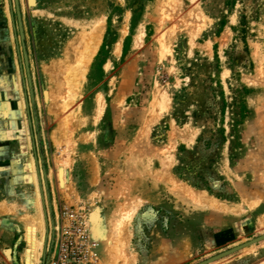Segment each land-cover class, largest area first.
<instances>
[{
  "label": "rangeland",
  "instance_id": "1",
  "mask_svg": "<svg viewBox=\"0 0 264 264\" xmlns=\"http://www.w3.org/2000/svg\"><path fill=\"white\" fill-rule=\"evenodd\" d=\"M173 6L164 22L159 0H0V79L17 86L0 110V121L14 124L16 146L0 160V209L9 210L0 213L19 208L22 220L0 233V264H29L27 226L39 210L44 245L35 264L45 245L52 264L62 236L85 239L91 264L107 262L102 238L136 201L127 264H200L264 235V0ZM196 10L207 22L192 35L180 28ZM100 23L102 42L76 98L55 109L59 88L49 70ZM100 99L106 108L97 120ZM173 129L181 132L170 150ZM158 164L226 209L194 205L164 177L162 202L146 205ZM12 198L16 205L7 204ZM211 264H264V240Z\"/></svg>",
  "mask_w": 264,
  "mask_h": 264
},
{
  "label": "bare ground",
  "instance_id": "2",
  "mask_svg": "<svg viewBox=\"0 0 264 264\" xmlns=\"http://www.w3.org/2000/svg\"><path fill=\"white\" fill-rule=\"evenodd\" d=\"M159 2L162 5V7L163 6L164 8L166 7L165 8L166 13L164 16V22H165L169 19V15L171 13V11H168L169 9L167 8H171V7L175 8V6H173L174 0H159ZM177 8L179 9V7H176V9ZM206 22H207V17L200 10H196L193 13H191V15L185 21L181 23L180 29H184L185 31L191 33L192 35H195L202 30ZM104 27L105 26L103 25V23H100L97 26L93 27V30L90 31L89 35L83 34L77 36V38L72 43H70L67 48V55H68L67 59L57 63L52 69L49 70L51 78L55 80L59 88L58 96L54 101L55 109L62 110L68 107V105L76 98V95L79 90L78 88H80L79 86H81L80 83L83 80H85L86 74L89 71L93 58L101 45L105 30ZM230 33L224 35L223 45H225L229 40ZM145 35H146L145 27L144 25L141 24L138 28L137 34L135 35V43L137 46L143 45ZM162 43L163 45H165V39L162 40ZM118 46H120V43L118 44ZM106 68L109 69L110 64L107 63ZM163 97L165 96L161 97L162 102H163ZM164 99H165L164 101H166L167 97ZM159 105H161V107L163 106V104H158V106ZM105 108H106L105 100L100 99L99 107L97 108L98 109L96 116L97 120L100 119ZM152 109H155V107L154 108L152 107ZM156 109H158V107ZM153 111H154L153 113L155 114L156 110ZM180 132L181 131L176 129L174 130L173 135H171L172 138L169 145L170 150H173L175 148L178 140L177 138ZM187 141L192 142V136L189 137L187 136ZM169 166L170 165L163 167L166 168L167 171L164 172L162 171L163 172L162 177H164L168 182L172 183V186L174 187V189L177 190V193L180 196H182L184 199L197 206L206 207L215 210H221L223 208L226 209L221 201L213 197L207 196L203 192L202 193L197 192L181 181L177 182L173 180V178H170V175H168L169 174L168 169L170 168ZM64 179L65 178L63 176L62 177L63 183H65ZM140 203H141L140 201H136L125 205V207L118 216V219L116 221L117 223L114 226V230H111L110 235L108 237L105 236L102 238V241L104 242L103 245L104 252L106 253L105 255H107L108 257L111 256L109 257L110 259H108L107 262L103 261L102 264L113 263L111 260L114 254L118 256L117 259H124L126 264L129 262L128 260L130 256L134 257V255L131 252H129V244L131 241V231L129 225L134 220L136 214L138 213V210L140 209L141 206ZM0 211L8 212L9 210L0 209ZM41 214L42 213L39 210V216L37 217V220L29 222L27 226L28 229L27 238L30 246L29 249L27 250V260L29 264H33V263L35 264V262L39 261V257H40L39 249H41L42 246L44 245V238H43L44 222L42 220ZM91 219L93 223H97L101 219V217L99 216V213H94ZM39 232L41 233V237H38Z\"/></svg>",
  "mask_w": 264,
  "mask_h": 264
},
{
  "label": "crops",
  "instance_id": "3",
  "mask_svg": "<svg viewBox=\"0 0 264 264\" xmlns=\"http://www.w3.org/2000/svg\"><path fill=\"white\" fill-rule=\"evenodd\" d=\"M14 88H15V90H14ZM16 90H17V86L16 85L15 86L13 85L11 87L5 85L3 77H1V79H0V110L6 109V106L9 105L8 102L12 101V97H13V95H14ZM14 129H15V127H14L13 123H10V122L7 123V122H4L3 120L0 121V160H2L4 158L11 157L12 155H16V154H14V152L16 150L15 149L16 146L14 144H12L14 142V137H13V135H14L13 130ZM5 130H7V132H4ZM118 137L119 136H117V141H118ZM125 161H126V158L123 160V163H125ZM1 164L2 163L0 162V165ZM158 165L155 166L153 171H152V174L154 176H156V177H152L151 179L149 178L147 180V185H148V181L149 182L152 181L151 188L150 187L146 188V191L149 190V192H151V193H149V195L147 193V196L142 195L143 197H145L146 201L149 200V201H147L146 205L151 204V203L152 204H160L162 202L161 201L162 198L157 196V193L162 191V190H169L167 185L165 184V182L160 180V178H162V174L163 173H161V171H162L161 164H158ZM124 174H126V173L123 172L122 175L124 176ZM168 175H170V171H169ZM155 178L156 179L159 178V181H158V179L156 180ZM154 180H156V181H154ZM115 191H116V187H115ZM8 202H10V203H7V204L16 205L14 203V198L8 200ZM109 202L108 203L111 204V205H112V203L113 204L115 203L114 200L113 201H109ZM96 203H97V205H99L98 206L99 211H102V209L100 208L102 206V204H103L102 198L97 200ZM2 204H4V203L0 202V206ZM146 205H144V206H146ZM106 206H108V205H106ZM108 207H110V205ZM16 210H17L16 214L15 213H0V233H3V232L10 233L11 231L15 230V225H17L20 222H22V220L20 219L21 215H20V212H19V208H16ZM99 216L102 218V213L101 212L99 213Z\"/></svg>",
  "mask_w": 264,
  "mask_h": 264
},
{
  "label": "built area",
  "instance_id": "4",
  "mask_svg": "<svg viewBox=\"0 0 264 264\" xmlns=\"http://www.w3.org/2000/svg\"><path fill=\"white\" fill-rule=\"evenodd\" d=\"M55 245L52 264H91L85 239L78 243L62 236Z\"/></svg>",
  "mask_w": 264,
  "mask_h": 264
},
{
  "label": "water",
  "instance_id": "5",
  "mask_svg": "<svg viewBox=\"0 0 264 264\" xmlns=\"http://www.w3.org/2000/svg\"><path fill=\"white\" fill-rule=\"evenodd\" d=\"M16 2L18 3V0H16ZM21 27H22V25H21ZM263 240H264V235L254 239L252 241H249L248 243H245V244H243L241 246L235 247V248H233V249H231L229 251L221 253L220 255H217V256H215V257H213V258H211V259H209L207 261H204V262H202L200 264H211V263H214V262L219 261V260H221L223 258H226V257H228L230 255H233V254H235V253H237V252H239V251H241V250H243V249H245V248H247L249 246L257 244V243H259V242H261ZM46 252H47V245H45V250H44V256H43L42 264H49V260L50 259H49V257H47Z\"/></svg>",
  "mask_w": 264,
  "mask_h": 264
},
{
  "label": "trees",
  "instance_id": "6",
  "mask_svg": "<svg viewBox=\"0 0 264 264\" xmlns=\"http://www.w3.org/2000/svg\"><path fill=\"white\" fill-rule=\"evenodd\" d=\"M244 30V29H243ZM242 30V31H243ZM105 48H106V45L104 44L103 45V47H102V50L101 51H104L105 50ZM102 53V52H101ZM98 61V60H97ZM226 106V102H225V100L223 99V108ZM222 132H224V131H222ZM223 140L225 141L226 140V138H225V135H224V133H223Z\"/></svg>",
  "mask_w": 264,
  "mask_h": 264
}]
</instances>
